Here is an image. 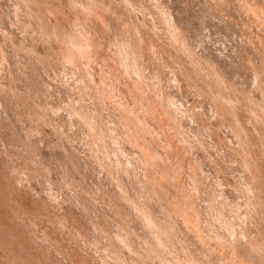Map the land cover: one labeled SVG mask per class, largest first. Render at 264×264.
Returning <instances> with one entry per match:
<instances>
[{
	"label": "rangeland",
	"instance_id": "1",
	"mask_svg": "<svg viewBox=\"0 0 264 264\" xmlns=\"http://www.w3.org/2000/svg\"><path fill=\"white\" fill-rule=\"evenodd\" d=\"M0 264H264V0H0Z\"/></svg>",
	"mask_w": 264,
	"mask_h": 264
}]
</instances>
